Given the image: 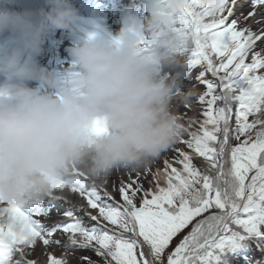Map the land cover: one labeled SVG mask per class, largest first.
Segmentation results:
<instances>
[{
	"label": "snow or ice",
	"instance_id": "obj_1",
	"mask_svg": "<svg viewBox=\"0 0 264 264\" xmlns=\"http://www.w3.org/2000/svg\"><path fill=\"white\" fill-rule=\"evenodd\" d=\"M249 3L186 0L181 10L179 23L193 35L194 63L205 68L198 80L207 89L199 95V101L207 105L205 118L197 131L189 132L191 139L184 141L196 156L204 158L203 170L193 163V154L183 151L176 161L182 168L168 160L163 170L153 171L148 167L150 161L127 168L134 174L120 181L122 202L104 188L106 180L97 182L74 173L56 189L70 188L87 204L79 208L73 204L62 213L66 220L50 227L32 218L33 211L48 213L43 202L27 208L0 207V217L7 214L6 227L0 222V264H37L28 256L38 242L47 248L90 249L103 264H164L170 242L189 224L191 230L167 256V264H208L214 250L230 241L264 236L259 231L264 223V12L258 11L264 8V0H251L252 10L236 16V10ZM241 17L246 22L251 18V23L238 27ZM253 24L261 27L253 31ZM206 73L216 79H208ZM233 105L235 127L230 123ZM250 116L254 117L251 121ZM230 136L238 141L241 136L246 138L233 145ZM148 175L156 181L155 190L143 188ZM141 192L138 207L135 200ZM49 198L64 199L54 193ZM89 208L98 210L97 214ZM77 211L94 223L85 226ZM56 233L68 234L66 240ZM46 264L69 261L49 254ZM82 264L95 261L85 255Z\"/></svg>",
	"mask_w": 264,
	"mask_h": 264
},
{
	"label": "clouds",
	"instance_id": "obj_2",
	"mask_svg": "<svg viewBox=\"0 0 264 264\" xmlns=\"http://www.w3.org/2000/svg\"><path fill=\"white\" fill-rule=\"evenodd\" d=\"M185 2L145 0L147 15L129 11L114 35L93 27L62 74L32 53L49 27L75 25L70 0H48L37 12L0 5V35L8 33L0 41V205L30 207L74 173L100 182L141 167L180 138L175 108L193 92L163 69L184 63L179 57L192 43L179 23Z\"/></svg>",
	"mask_w": 264,
	"mask_h": 264
},
{
	"label": "rangeland",
	"instance_id": "obj_3",
	"mask_svg": "<svg viewBox=\"0 0 264 264\" xmlns=\"http://www.w3.org/2000/svg\"><path fill=\"white\" fill-rule=\"evenodd\" d=\"M70 1H78V2L80 1L79 5L85 11L83 10L84 13H81V14L80 12H78L79 18L71 29H65V32L69 34L68 38L59 39L58 36L57 37L55 36V37L61 41L59 42L60 44L71 47V48L74 45V43L71 41L73 38L80 40V38L87 31L91 30L93 27L98 26V30L106 31L107 33L113 34V35L116 34L120 30L123 19L125 18L126 14L129 11L135 12L140 17L147 15V11L146 9H144V5L139 4L136 1L135 3L129 0H70ZM251 10L252 8H251V0H250V3L248 6L236 10V16H240L241 13L246 14L248 11H251ZM258 11L264 12V8H259ZM207 19L208 18L206 17L205 20L207 21ZM239 22L240 23H238V27H241V26L244 27L246 23L248 22L251 23V18H249V21L247 22L244 20L242 21L240 20ZM260 27H261L260 24H253V31H257ZM49 36L50 38L48 42L52 41L51 42L52 44L57 42V39H55L52 36V34ZM65 36L67 37V35ZM262 47H264V45H262ZM185 54L188 55V53H185ZM49 58L54 63H56L57 66L61 68L62 72H65L66 70L70 69L73 64V61H71L73 57L71 58V56L69 55L67 56L66 54H61L60 60L55 54L49 55ZM180 60L182 61L183 59H180ZM163 71L171 73L173 75V77L177 80V86L179 89L183 91H188L191 89L193 92L190 103L186 105H180L175 108L178 114H182L186 117L185 123L189 124L188 121L191 122L194 117L200 116V118H202L203 115L201 113L203 112V108L206 109L207 105L206 103H201L200 101H198V96L202 94L203 92H206L207 89L205 87L198 88L199 84L196 83L195 81H197L200 78V74L203 71L200 72V68H197V67L194 69L184 67L182 63L176 64V65H168L163 69ZM196 71H199V72L195 73ZM206 76L207 78H209L208 73H206ZM186 108L188 109L186 110ZM197 130L198 129H196L195 124L191 125V127H188V131L183 132L182 136L189 137L190 131H197ZM179 149H182V147H180V145L176 141L166 151L162 152L158 158L151 160L148 164V167H150L153 171H155L157 168H159L160 170H163L165 168V163H164L165 160L167 159L169 160L170 158H173L175 162L177 161V158L180 156V152H181ZM184 149H189V147L185 146ZM192 151L194 150L191 149L190 152ZM164 158L166 159L164 160ZM174 165L175 164H173V167ZM177 168H182V165H179V167ZM132 174L134 173L129 172L127 168H120L117 170H113L111 174L108 175L107 178L105 179L106 183L104 184V188H106L113 195V191L109 190L108 188L110 187L112 189L113 185L114 186L118 185L119 187L120 181L121 180L127 181L129 175H132ZM149 181H152L151 175H148L147 178L143 180L144 190H148V189L155 190L156 181H152L151 183H149ZM160 183L163 186L165 182L161 181ZM89 184H90V181H89ZM103 190L104 189L102 188H98V191H100L101 193ZM56 193L60 194L61 196H67V198H70V200L78 207H80L81 204L83 205L87 204V201L83 197H80L78 193H73L70 188L56 189L54 190V194ZM143 195L144 193L141 192L139 196L137 197V199L135 200L138 207H139V202L141 201ZM119 198H121L120 194H119ZM148 198L150 199L151 195H149ZM40 202H43V206L48 208V213L46 215L43 213L36 214L33 211L32 213L33 219H38L41 221V223L49 227L54 226V222H58L60 220H66V218L63 217L61 211L63 207L67 206V204H64L62 201L56 203L55 200L49 197L45 198L43 201H40ZM0 207H4V206L0 205ZM89 211H91L93 215H96L98 210H92L91 208H89ZM76 215L81 217V222L85 226H91V224L94 223L83 213V211L82 212L77 211ZM0 222L5 223V227H6L7 214H4L3 217H0ZM191 227L192 225L189 224L185 229H182L181 232H179L173 239H176L177 237H179L180 234H183V233L187 234L191 230ZM259 231L264 233V223L259 225ZM54 235L62 240H66L68 234H65L64 236H60L59 233H56ZM248 237H250V239L248 238V240H250V245L248 247L252 249L248 250L247 248L246 251L249 252V254L239 256L236 262L238 264H264V250L259 244H257L256 242H253V241H256V239H254L253 236H248ZM262 239L264 240V237ZM236 240L237 239L230 241L225 246H228L231 243H235ZM225 246L222 249L214 250L213 257L209 259L208 264H216V262H218L216 261L217 254L215 253V251L217 250L222 251L225 248ZM238 246H239L238 252L239 253L244 252V248L242 247L243 245L240 244ZM34 247H35L34 252L30 251L28 258L35 259L37 264H46L47 256L49 254L55 255L57 258H60V259H67L69 261V264H82V256H85V255L93 256V258L96 257L98 261L97 262L95 261V264L101 263L100 257H98L94 252L86 250V249H78L75 247L65 249L62 246H54L52 248H47V246L42 245V242H38V244ZM173 251L174 249L172 247H168L166 249L165 252H168V253L164 254L165 257H163V259L165 258L166 263H167V256L171 254Z\"/></svg>",
	"mask_w": 264,
	"mask_h": 264
},
{
	"label": "trees",
	"instance_id": "obj_4",
	"mask_svg": "<svg viewBox=\"0 0 264 264\" xmlns=\"http://www.w3.org/2000/svg\"><path fill=\"white\" fill-rule=\"evenodd\" d=\"M249 61H250V57H249ZM247 61V62H249ZM235 105H233V118L232 121L230 122L232 124L233 127H235ZM204 112V111H203ZM203 112L201 113L203 115ZM254 117L250 116L249 117V121H251ZM204 116H202V118H200V120H194V122H192V125H196V129L200 128V123L203 121ZM259 128V125H257V129ZM256 129H253V133H255ZM246 137L245 136H241L240 140H236L234 136H230V142L235 145L237 143H240L241 141H243ZM253 138H255V136L253 135ZM190 138L185 137V138H181L179 139L180 141V147H182L183 145H185L184 141L189 140ZM180 151H183L182 149H179ZM191 148L189 149H185L184 152H188L190 154H193V163L198 167L201 168L203 170V168L205 167V161L203 157H198L196 156L193 152H190ZM168 161L172 162V164H175L174 167H179L176 162L173 160V158H170ZM163 168V167H162ZM251 175V174H250ZM141 196V195H140ZM198 219V218H197ZM195 221H193L194 223ZM192 225V224H190ZM186 234H180L179 237H177L176 239H173L170 243L169 247H172L173 249H175V247L177 246V244L180 242L181 239H183V236ZM248 237V236H247ZM250 239V237H248ZM248 238H246V236H243L242 238H237L236 242H239V245L242 244L243 248L248 247L250 245V240H248ZM254 239H261V237H256L253 236ZM247 240V241H246ZM241 242V243H240ZM238 252V248L237 246H235V244H230L228 246H225V248L222 251H215V253L217 254V260L218 262H216V264H232L230 262V260H232L235 256L236 253ZM168 252H165L164 254H166ZM165 257V256H163ZM164 264H167L164 258Z\"/></svg>",
	"mask_w": 264,
	"mask_h": 264
},
{
	"label": "bare ground",
	"instance_id": "obj_5",
	"mask_svg": "<svg viewBox=\"0 0 264 264\" xmlns=\"http://www.w3.org/2000/svg\"><path fill=\"white\" fill-rule=\"evenodd\" d=\"M46 3V1H44V0H38L37 1V3L38 4H42V3ZM80 2V1H79ZM78 1H76V2H74V4H75V6H80ZM46 4H48L49 5V3H48V1H47V3ZM47 6V5H46ZM49 7V6H48ZM56 28H53V27H51L50 29H47L46 31H45V33H44V35H43V38H42V42H41V44H40V47H39V50L38 51H36V52H34V53H32V55H39L38 57H37V59L35 60V62L39 65V66H42L43 68H45V69H47L49 72H51V73H53V74H62V72H60L59 70H58V67L54 64V62L51 60V59H49V58H46V60L44 59L45 57H47L48 55H49V53L50 52H52V51H55L56 50V48H55V45H52V44H50L49 45V42H48V35H51V34H53L52 36L53 37H57L58 36V38H68V34H65L64 32H62L61 30H63V29H57L58 30V32H54V33H51L50 31H52L53 32V30H55ZM65 35H67V37L65 36ZM6 37L4 36V35H1V37H0V41H3L4 39H5ZM58 47V46H57ZM59 48H60V50H61V52L62 53H64V54H69V55H71V48H69L68 46H64V45H59ZM55 54H57V55H60V54H58L57 52H55ZM73 60V59H72ZM3 79V77L2 76H0V80H2ZM30 83H32V81H28V84H30ZM36 83H34L33 85H35ZM55 200V199H54ZM59 201H63V202H65L66 204H68V206L69 207H71L74 203H72V201L70 200V198H67L66 196H64V199L63 200H59ZM59 201H57V200H55V202L56 203H58ZM75 205V204H74ZM68 207V208H69ZM67 208V207H66ZM78 208V207H77ZM64 209V208H63ZM61 213H63L62 211H61Z\"/></svg>",
	"mask_w": 264,
	"mask_h": 264
}]
</instances>
